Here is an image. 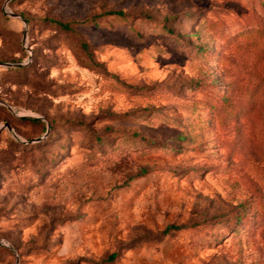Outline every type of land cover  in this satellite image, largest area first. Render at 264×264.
<instances>
[{"label": "rangeland", "instance_id": "374dc122", "mask_svg": "<svg viewBox=\"0 0 264 264\" xmlns=\"http://www.w3.org/2000/svg\"><path fill=\"white\" fill-rule=\"evenodd\" d=\"M258 30L264 0H0V264H264Z\"/></svg>", "mask_w": 264, "mask_h": 264}, {"label": "trees", "instance_id": "16d2710c", "mask_svg": "<svg viewBox=\"0 0 264 264\" xmlns=\"http://www.w3.org/2000/svg\"><path fill=\"white\" fill-rule=\"evenodd\" d=\"M108 14L110 15H114V16H122L121 12H115V11H111ZM54 24L64 30V31H70L71 30V23H63V22H58L55 21ZM257 33H259L260 38L262 40V43L264 44V30L260 31L258 30ZM253 34V33H252ZM235 39V38H233ZM233 39H231V41L233 42ZM259 46V45H258ZM258 46L253 45L252 44V48L253 49H248L246 48V46H241L239 47V50L241 51L240 53H243V56H253L254 57V63L253 66L251 68V72L249 73L250 77H251V81L254 82L253 84V89L252 92L256 93L257 90L261 87L264 86V55H261V49L263 48L262 46H260V48H258ZM33 122L35 123H41L39 119H31ZM183 227L180 226H169L166 228V230L164 231V233L168 232L169 230H180ZM116 257L115 254H112L109 256V260H114Z\"/></svg>", "mask_w": 264, "mask_h": 264}, {"label": "water", "instance_id": "95a60500", "mask_svg": "<svg viewBox=\"0 0 264 264\" xmlns=\"http://www.w3.org/2000/svg\"><path fill=\"white\" fill-rule=\"evenodd\" d=\"M13 17H15V15H12ZM6 66H8V67H14V66H19V64H7ZM5 128H7L8 130H10V128L7 126V125H5ZM1 130V129H0ZM2 244H0V246H1ZM3 246H5V247H8V248H10L8 245H4L3 244ZM16 264H18V262H17V259H16Z\"/></svg>", "mask_w": 264, "mask_h": 264}]
</instances>
